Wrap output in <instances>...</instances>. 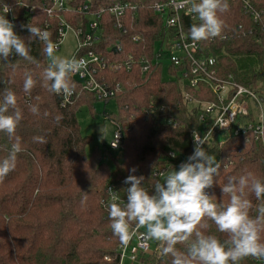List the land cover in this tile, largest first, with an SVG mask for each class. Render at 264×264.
<instances>
[{"label": "trees", "instance_id": "trees-1", "mask_svg": "<svg viewBox=\"0 0 264 264\" xmlns=\"http://www.w3.org/2000/svg\"><path fill=\"white\" fill-rule=\"evenodd\" d=\"M162 1L165 0H73L74 4H87L89 15L65 13L63 17L74 27L86 30L90 15L100 6L137 4L136 11L126 12L122 29L116 26L114 16L103 14L101 42L91 49L116 62L143 56L155 60L160 59L157 47L171 36L164 17L152 9L155 2ZM251 2L256 9H264V0ZM228 3L230 10L222 17L225 21L222 36L199 41L202 52L215 58L221 76H232L240 85L264 93L262 25L254 22L240 1L228 0ZM6 5L11 9L10 14L3 12ZM51 5L52 0H0V15L14 19L15 31L25 38L30 55L39 64L37 67L15 54L9 61L0 58V99L5 88L11 89L23 114L16 130L23 150L17 154L15 170L0 180V264H120L123 245L112 233L106 209L109 189L116 191L118 203L123 206L126 189L130 187L124 181L134 174L144 176L143 187L154 193L155 183H162L170 171L193 153L192 132L205 136L214 123L212 118L203 121L205 111L192 106L185 95L204 102H214L216 97L208 86L200 85L196 89L185 86L174 67L168 73L176 79L164 80L162 63L153 65L144 76L136 64L130 72L125 67L101 70L100 75L116 92L112 102L115 112L107 113L106 109L103 113L124 131L122 157L109 154L114 163L111 169L97 148L87 154V147L94 139L82 135L77 116L83 107L94 114L99 101L95 94L82 82L71 79L75 96L64 107L63 98L42 87L39 80L48 58L38 39L28 42L29 33L22 25L31 23L46 29L55 42L62 15H50L47 9ZM28 8L33 9L32 14ZM182 22L188 35L190 27L200 23L197 16L193 19L186 14ZM137 36L139 41L135 42ZM25 72H32L37 79L30 94L23 92ZM30 104L39 106L40 115L29 112ZM45 111L49 113L47 117L43 115ZM168 119L171 125L165 123ZM35 136H43L46 142H34ZM10 147L7 135L0 133V160L8 155ZM203 147L218 162H223L216 184L206 190L216 195L217 204L228 202L220 187L229 176H239L248 170L264 182V142L256 140L252 132L235 135L233 131L216 130ZM171 152L178 158H171ZM85 194L87 201L82 203ZM248 198L253 205L250 214L255 217L259 201L251 192ZM206 222L209 225L206 234L216 235L221 242L228 238L212 221ZM134 229L133 225L130 231ZM177 248L185 250L183 245ZM144 264H171V257L162 254L156 241L155 254L145 259ZM239 264L260 263L247 257Z\"/></svg>", "mask_w": 264, "mask_h": 264}, {"label": "clouds", "instance_id": "clouds-1", "mask_svg": "<svg viewBox=\"0 0 264 264\" xmlns=\"http://www.w3.org/2000/svg\"><path fill=\"white\" fill-rule=\"evenodd\" d=\"M247 3L248 0H245ZM179 6H187L200 21L189 29L192 41H207L222 36L225 27L222 17L230 10L228 0H180ZM10 11L6 5L4 12ZM254 15L257 21H261L258 12ZM15 27L6 15H0V58L9 61V57L15 54L39 67L30 55L25 38L15 31ZM22 27L29 33V43L38 39L43 44V54L49 60L39 73L42 87L57 95L71 96L75 89L71 77L86 68L87 62L83 58L56 55L57 45L46 29L42 30L31 23ZM36 84L34 74L25 72L23 92L30 94ZM28 110L33 115H40L38 105L30 104ZM43 115L47 117L49 113L45 111ZM22 119L17 95L5 88L0 99V133L7 135L11 147L8 155L0 160V180L15 170L17 154L23 150L21 139L16 135ZM259 119L264 122V110L260 112ZM259 134L264 136V128ZM193 137V153L180 164L178 170L170 171L162 183H155L154 193H149L143 187L144 176L134 174L124 181L130 187L126 189V203L123 206L118 203L116 191L109 189L110 199L106 209L113 235L119 238L122 245H127L135 235L134 230L130 231L132 226L144 228V239L159 242L162 254L171 257V264H239L247 257L264 260V182L248 170L239 176H229L227 183L220 187L222 196L229 198L228 202L217 204L216 195L206 190L216 184L215 178L219 176L223 162L208 154L203 147L207 143L205 137L202 139L195 131ZM33 141L46 142L43 136H35ZM135 171L133 168L132 172ZM249 192L259 201L255 217L250 214L253 205L248 198ZM86 201L87 194L81 202ZM207 220L212 221L216 229L227 234L228 238L221 242L216 235L206 234L209 228ZM177 245H183L185 250L178 249Z\"/></svg>", "mask_w": 264, "mask_h": 264}, {"label": "built area", "instance_id": "built-area-1", "mask_svg": "<svg viewBox=\"0 0 264 264\" xmlns=\"http://www.w3.org/2000/svg\"><path fill=\"white\" fill-rule=\"evenodd\" d=\"M72 1L52 0V5L47 9L50 15H62L59 20L57 40L54 42L57 45L56 52L60 51L67 31L73 30L78 39V48L74 57L77 59L83 58L87 62V66L81 69V72L73 74L71 79L82 82L85 88L93 92L99 101H103L108 105L113 102L116 93L113 86L107 82L104 76L100 75L101 70L115 71L125 67L130 72L134 64H136L140 68L141 75L144 76L153 65L158 63H162L165 69L164 61L167 60L166 70L168 71L170 67L176 68L179 71L178 78L185 86L195 89L199 88L200 85L208 86L216 97L214 102H204L193 101L189 94L185 95L186 101L191 105L195 104L196 107H201L205 111L202 115L203 121L206 118L214 119L211 129L205 136L198 132L202 139L205 137L206 141L209 142L213 132L220 130L233 131L235 135L252 132L256 140L261 139L264 142V136L259 134L260 130L264 128V122L259 119L260 112L264 110V93L240 85L232 76L223 77L220 75L215 58L204 55L200 43L192 41L184 31L183 14L190 15L193 19L196 18V14L190 12L187 6L180 7V0H165L155 2L152 5V9L164 17L165 26L171 32L170 40L163 42V44L161 43L157 47L160 59L150 60L143 56L140 59L131 57L123 62H116L106 58L91 48L101 42V19L103 14L109 13L114 16L116 26L122 29L126 12L128 10L136 11L138 5L123 2L100 6L98 10L90 15L91 19L86 26V30H84L82 27H74L63 17L65 13L89 15L90 8L87 4L78 5ZM234 1H240L243 4L246 13L252 17L254 22L262 25V32L264 33V9H256L251 0H248L247 5L245 0ZM28 12L32 14L33 9L28 8ZM256 12L260 14L261 21L255 19L254 14ZM10 13L11 11L5 14ZM10 21L14 24L13 18ZM223 38L225 39L226 37L223 36ZM133 40L138 42L139 37H134ZM185 45L188 46L185 47ZM171 78V80L176 79L174 76H171ZM60 96L63 98L62 105L65 107L73 100L75 91L71 96ZM254 111H258V113H254ZM249 118L251 119L249 120ZM112 122L116 131L110 143V150L121 153L124 131L119 123L113 120ZM165 123L171 125L172 121L168 119ZM173 127L176 128L177 125L174 124ZM191 137L195 144L193 132ZM173 154L172 152L170 153L171 158H178ZM134 231L135 235L131 237L127 245H123L120 248V264H144L145 259L155 254L156 241H146L143 237L144 232L140 231L139 228L134 229ZM259 263L264 264V260H259Z\"/></svg>", "mask_w": 264, "mask_h": 264}, {"label": "rangeland", "instance_id": "rangeland-1", "mask_svg": "<svg viewBox=\"0 0 264 264\" xmlns=\"http://www.w3.org/2000/svg\"><path fill=\"white\" fill-rule=\"evenodd\" d=\"M78 48V39L73 30H69L66 33V36L62 42L60 51L56 52V55L72 58L76 55ZM49 62V60H48ZM168 61H164L165 69L163 73L164 80H171L167 69ZM192 106H196L193 104ZM107 109V113L115 112V107L113 103L105 104L103 101H98L95 105L94 114L89 111L87 107H83L77 113L79 123L81 125V133L84 136L93 137V142L87 147V154L90 155L94 149L101 151L103 159L109 164L111 169H114V163L110 157V153L116 155L119 159L122 157V153L114 152L110 150V143L113 140L114 133L116 131L115 126L113 125L112 120L108 119L104 110ZM253 111V110H252ZM258 113V111H254ZM100 125L105 126V136L103 144L99 142L97 138V131Z\"/></svg>", "mask_w": 264, "mask_h": 264}, {"label": "water", "instance_id": "water-1", "mask_svg": "<svg viewBox=\"0 0 264 264\" xmlns=\"http://www.w3.org/2000/svg\"><path fill=\"white\" fill-rule=\"evenodd\" d=\"M104 136H105V126L100 125L98 127V131H97V138H98L99 142L102 144L104 142Z\"/></svg>", "mask_w": 264, "mask_h": 264}, {"label": "crops", "instance_id": "crops-1", "mask_svg": "<svg viewBox=\"0 0 264 264\" xmlns=\"http://www.w3.org/2000/svg\"><path fill=\"white\" fill-rule=\"evenodd\" d=\"M183 162H184V161H183ZM179 166H180V165H178L177 170L179 169ZM139 230L142 231V232H145V231H146V229H144V228H139Z\"/></svg>", "mask_w": 264, "mask_h": 264}]
</instances>
